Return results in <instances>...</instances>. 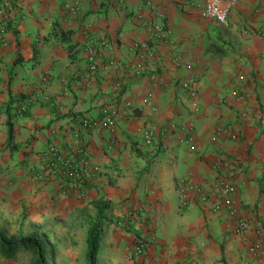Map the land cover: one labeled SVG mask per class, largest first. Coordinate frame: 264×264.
I'll return each instance as SVG.
<instances>
[{
	"label": "crops",
	"instance_id": "crops-1",
	"mask_svg": "<svg viewBox=\"0 0 264 264\" xmlns=\"http://www.w3.org/2000/svg\"><path fill=\"white\" fill-rule=\"evenodd\" d=\"M11 1L9 29L0 33V228L17 238L40 232L49 264H88L90 219L102 210L97 264H261L232 218L200 202L181 206L177 181L207 185L217 155L243 158L247 164L236 176L241 210L264 225V0H236L225 30L187 0H82L76 14L63 9L72 0ZM149 20L166 26L171 43L158 45L137 76L121 64L132 57L134 41L150 39ZM102 34L117 64L91 75L83 48ZM82 72L86 81L77 76ZM155 72L158 85L150 78ZM197 76L194 114L179 80ZM234 87L246 101L230 95ZM126 101L132 113L115 133L81 129L103 174L86 196L61 194V180L45 169L49 147L67 151L84 118H101L104 106ZM173 120L195 122L197 152L174 140L143 143L144 128L159 130ZM219 120L241 138L219 135ZM128 213L136 216L131 225ZM140 237L152 238L143 256L134 253ZM32 262L23 248L13 259L0 253V264Z\"/></svg>",
	"mask_w": 264,
	"mask_h": 264
},
{
	"label": "built area",
	"instance_id": "built-area-1",
	"mask_svg": "<svg viewBox=\"0 0 264 264\" xmlns=\"http://www.w3.org/2000/svg\"><path fill=\"white\" fill-rule=\"evenodd\" d=\"M192 4H201V16L203 18L214 19L220 24L228 25L231 9L236 0H187ZM82 0H72L63 4V9L69 14H76L81 8ZM15 10L11 0H0V33H5L9 29L11 13ZM148 25L153 32L149 40L134 41L129 50L132 57L124 61L121 65L132 74L144 75L151 60L157 55V46L170 44L171 39L166 26L157 24L149 20ZM113 43L107 35L91 36L85 43L83 52L86 70L91 75H95L102 70H109L117 62L107 57V53L112 49ZM180 58L177 57L178 61ZM77 76L86 81L87 74L82 72ZM150 78L155 85L161 82L160 72L150 74ZM180 86L188 93L192 113L200 111V93L198 76L192 80H179ZM86 84V83H85ZM230 95L237 100L246 101L247 95L242 90L234 87ZM133 110L131 101H126L123 105L104 106L101 118L91 120L84 118L81 127L75 133L73 142L69 144L67 151L53 145L50 146L46 155V170L49 175H53L61 180L60 193L69 195L77 193L86 196L89 193L93 182L103 174L102 166L94 161L88 151V147L81 141V129L95 132L109 131L115 133L119 123L130 117ZM259 121L264 127V111L259 113ZM217 133L226 139L237 141L241 138L238 130H232L225 126V123L218 121ZM197 130L194 121L181 123L173 120L162 126L159 130L146 127L141 131L142 140L145 145L158 146L160 141L174 140L177 145L188 148L191 153L198 151ZM116 142L111 138V145ZM247 162L238 156H233L227 152H221L209 163L210 171L213 174L211 181L205 184L192 183L189 178H180L177 181L181 206H186L192 202H200L203 207L210 205L216 213H224L234 221V228L246 242L248 253L253 260L264 264V225L251 222V218L243 214L240 201L238 199L237 179L239 172L246 166ZM134 213H128L126 223H135ZM264 216V212L262 214ZM152 243V238L140 237L134 244V253L143 256L147 253Z\"/></svg>",
	"mask_w": 264,
	"mask_h": 264
},
{
	"label": "trees",
	"instance_id": "trees-1",
	"mask_svg": "<svg viewBox=\"0 0 264 264\" xmlns=\"http://www.w3.org/2000/svg\"><path fill=\"white\" fill-rule=\"evenodd\" d=\"M9 140H12L10 130ZM104 218L102 210H99L95 218L90 219L91 228L88 237V264H97V257L100 249V241L103 232ZM32 252L33 262L31 264H49L47 247L44 238L38 231L19 238L8 236L6 231L0 228V253L7 259H13L20 249Z\"/></svg>",
	"mask_w": 264,
	"mask_h": 264
},
{
	"label": "rangeland",
	"instance_id": "rangeland-1",
	"mask_svg": "<svg viewBox=\"0 0 264 264\" xmlns=\"http://www.w3.org/2000/svg\"><path fill=\"white\" fill-rule=\"evenodd\" d=\"M228 23H229V21H228ZM228 26H229V24H228ZM228 26L227 25L222 26V30H225V28L227 29ZM224 41H227V39H224Z\"/></svg>",
	"mask_w": 264,
	"mask_h": 264
}]
</instances>
